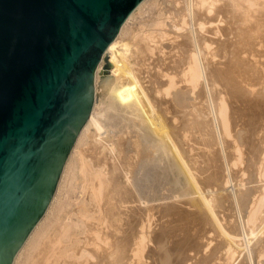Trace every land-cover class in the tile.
<instances>
[{"label": "bare ground", "instance_id": "1", "mask_svg": "<svg viewBox=\"0 0 264 264\" xmlns=\"http://www.w3.org/2000/svg\"><path fill=\"white\" fill-rule=\"evenodd\" d=\"M148 2L151 1L142 0L137 9L130 12L114 41L107 45L101 55L96 67L89 113L76 135L75 144L71 146L55 187L56 192L60 177L71 167L69 187L77 185L82 195L71 211L76 223L72 225L68 218L65 223L54 222L41 228L39 220L11 264H16L23 254L26 255L24 264H142L141 261L147 256L144 253L148 240L152 236L149 233L154 217L151 214V201L154 202L156 198L149 200L152 199L151 193L155 195V190H151L146 180H141L155 166L163 167L162 171L166 170L167 175H171L170 182L177 187L173 192L175 199L200 194L205 201L187 199L189 203H186L203 216V220L209 224V234L213 236L205 237L204 243L199 242L194 246L193 257L187 258L182 254L178 255L182 257L180 260L185 257L190 264H264V229L256 224L258 214L264 217V134L260 135L264 130L257 127L261 133L257 134V131L256 134L260 135L262 141L255 147L251 146L250 150L249 145L245 144L246 150L243 145L244 142L248 143V139L247 142L243 141L244 138L240 139L234 118L238 100H244L246 96L254 101L264 99V61H259L264 58L261 52L264 50V0H185L184 5L176 9L175 2L162 6L159 11L166 16L165 22L158 13L157 17L163 24L161 22L160 27V22H155L156 18L154 22L158 23L155 26L161 35L167 27V35L171 33L174 37L167 53L151 49L147 22L146 27L141 24L142 27L135 28L128 35L122 34L135 13ZM152 6L154 9L158 7L156 3ZM209 33L216 39L204 36ZM106 55L116 57L112 67L108 66L112 68L111 78L105 82L104 76L98 82V71L103 67ZM149 55L155 58L154 62L161 64L159 68L166 77L165 82L159 83L156 76H151L145 62ZM259 55L263 58L251 60ZM152 77L157 82H153ZM240 108L244 109L242 106ZM262 124L260 128L264 126ZM253 129L256 130L255 127ZM190 130L197 132L202 138L201 144L208 148L209 152L204 148L203 163L207 168H213L218 163V171L205 177L199 174L206 172L195 168L197 161L191 159L182 142L188 133L195 135ZM188 141L190 143L191 139ZM68 157L69 161L66 162ZM72 158L75 159L71 163ZM142 182L148 186L147 190L150 188L151 193L142 189ZM248 184H255V187L247 188ZM53 197L54 194L50 201ZM126 205L135 207L126 208ZM165 205L161 204V207ZM172 205L170 202L169 207ZM155 208L153 211L156 212L158 208ZM227 211L230 213L225 214ZM201 223L204 228L206 224L203 226L204 222ZM218 228L226 238H217L220 236ZM110 229H118L119 232L121 229L122 233L116 236L117 231L113 235ZM36 234L38 236L33 239ZM250 241L251 244L254 242L253 246ZM242 252L244 254L240 258Z\"/></svg>", "mask_w": 264, "mask_h": 264}, {"label": "water", "instance_id": "2", "mask_svg": "<svg viewBox=\"0 0 264 264\" xmlns=\"http://www.w3.org/2000/svg\"><path fill=\"white\" fill-rule=\"evenodd\" d=\"M142 0H0V264L45 212L97 63Z\"/></svg>", "mask_w": 264, "mask_h": 264}, {"label": "rangeland", "instance_id": "3", "mask_svg": "<svg viewBox=\"0 0 264 264\" xmlns=\"http://www.w3.org/2000/svg\"><path fill=\"white\" fill-rule=\"evenodd\" d=\"M151 2H148L147 3V5H145V7L144 8H142L141 10H139V11H137V12H139V13H135V15H134V17H132V19L129 21V23L127 24V27L125 26L124 27V30H123V32H122V34L123 35H128L132 30H135V28L137 29V28H139V27H142L141 26V24L143 25V26H145V24L147 25V23H148V25H147V27L146 28H148L149 29V31H148V35L147 36H149V33L151 34L150 35V37L148 38V40L150 41L149 43L152 45V50L154 49V51H159V53H167L168 51H170V45L172 46V42H173V39H174V37H173V35L171 34V33H169L168 35H167V33L166 32H168V29H166L165 28V31H162V35L160 34L161 32H160V30H158L159 28H157L156 26H157V24L155 23V22H160V20H159V18L157 17L158 15H159V17H160V14H161V20L163 21V22H165L164 20H165V15H163V13L161 12V11H159L161 8H162V6H169L170 5V3L172 2H175V4H174V8L176 9V7L177 8H179L180 7V5L181 6H183L184 4V1L185 0H154V2L152 1V0H150ZM163 1V2H162ZM166 1L168 2V3H166ZM156 3L157 4V6L159 7H157L156 9H157V11H156V9H154L153 8V6H152V4L153 3ZM149 3H150V5H149ZM183 4V5H182ZM151 8V9H150ZM141 11V12H140ZM154 12H155V14H154ZM161 12V13H160ZM157 13H158V15H157ZM138 14V15H137ZM152 16H154V17H152ZM164 16V17H163ZM157 20H159V21H157ZM152 19H153V22H152ZM156 20V21H155ZM144 21V22H143ZM155 21V22H154ZM161 21V22H162ZM147 22V23H146ZM161 22H160V24H158V25H160V27L162 26V24H163V22H162V24H161ZM139 23V24H138ZM144 23V24H143ZM156 25V26H155ZM221 25V24H220ZM156 28H155V27ZM155 29H154V28ZM207 27H209V26H207ZM212 27H214V25H212ZM211 26H210V28H212ZM153 28V29H152ZM150 29H152V31L154 32H152V31H150ZM155 30H156V32H155ZM137 31V30H136ZM152 32V33H151ZM165 32V33H164ZM169 32H171V30L169 31ZM125 33V34H124ZM159 35H158V34ZM153 34V35H152ZM166 34V35H165ZM163 36V37H162ZM204 36L206 37V38H209V39H216V36H214V35H212V34H204ZM158 37H160V38H158ZM161 38H164V39H161ZM170 39V40H169ZM154 40V41H153ZM176 40V39H175ZM178 40V39H177ZM158 43V44H157ZM158 46H157V45ZM153 45H154V47H153ZM156 46V47H155ZM162 46V47H161ZM168 46H169V48H168ZM161 48H163V49H161ZM212 48H213V46H212ZM211 48V49H212ZM161 49V50H160ZM167 49V50H166ZM257 49H259V47L257 48ZM262 48H260V50H261ZM260 50H258V51H260ZM163 51V52H162ZM261 52H263L264 53V50H262ZM262 53V55L264 56V54ZM261 55V54H260ZM259 55V57H256V58H252L251 60H253V61H257V60H259V59H261V58H263V56L261 57ZM109 57H107V55H106V57L107 58H104V62L102 63L103 64V67L101 66L100 67V69H99V71H98V82H100L101 81V79L102 78H104V76H106V80H105V82H108V80H109V78H111V71H110V69L112 70V68H110V67H108L109 65H113L114 64V62H115V59H116V57H114V56H112V55H108ZM116 56V55H115ZM150 56V55H149ZM149 56H148V58H146V67H148V70H150L151 71V73H152V75L151 76H153V77H155L157 80H158V82L159 83H161V82H165V79H166V77H163V75H162V73H161V70H160V66H161V64H159V62L157 61V62H154V59L155 58H153L152 56H150L151 58H149ZM113 57V58H112ZM261 57V58H260ZM110 58V59H109ZM257 58H259V59H257ZM107 59V60H106ZM106 60V61H105ZM109 61H110V63H109ZM111 61H113V62H111ZM150 61H152V63L150 62ZM259 61H264V58H263V60H259ZM100 64H101V62H100ZM101 64V65H102ZM112 65H111V67H112ZM155 65H156V67H155ZM157 68V69H156ZM153 69V70H152ZM159 69V70H158ZM260 70H262V68L260 67ZM260 70H258V71H260ZM159 71V72H158ZM154 72V73H153ZM157 72V73H156ZM262 72H263V74H264V70H262ZM261 72V73H262ZM152 77V78H153ZM263 77H264V75H263ZM159 78V79H158ZM161 78V79H160ZM156 79H154L153 78V82L155 81V82H157V80ZM163 79V80H162ZM160 80V81H159ZM162 80V81H161ZM179 87L181 86L180 84L178 85ZM177 86V87H178ZM256 88H253L252 90H255ZM245 98H247V99H245ZM260 98H262L261 96H260ZM252 98H249L248 99V97L246 96V97H244V100H243V98L242 99H240V101L238 100V103L236 104V106H238V107H236L235 106V113H234V118H235V120H236V131L238 132V135H239V137H240V139L242 138V140H243V138H244V140L243 141H246L247 142V139H248V143H245L244 142V145H243V148H246V147H244V146H246L245 144H247V145H249V150H250V148H251V146H253V147H255V146H257L258 144H259V142L260 141H262V138L260 139V135L261 136H263L262 134H264V132H262L261 133V131H258V128H259V130H264V126H261L262 128H260L259 127V125H261V123H263L262 125H264V99H262L261 101H258V100H256V101H254V99L253 100H251ZM244 101V102H243ZM248 104H247V103ZM262 102V103H261ZM254 103V104H253ZM246 104H247V106H246ZM240 106H242L244 109H242V108H240ZM253 106H255L254 108H253ZM248 107V108H247ZM256 108H258V109H256ZM253 109V110H252ZM256 109V110H255ZM262 110V111H260V110ZM241 110V111H240ZM250 110H251V112H250ZM240 111V112H239ZM255 111H259V113L262 115H260L258 112H255ZM241 112H244V114H242ZM254 113V114H253ZM258 113V114H257ZM243 115H244V117H243ZM246 115V116H245ZM247 116L250 118V121L251 122H249V118H248V120H246L247 119ZM252 116H253V118H252ZM240 117V118H239ZM255 117V118H254ZM262 117H263V120H262ZM238 118V119H237ZM258 118V119H257ZM259 118H261L260 119V121H257L256 122V120H259ZM252 119V120H251ZM253 119H254V121H253ZM245 120H246V122L247 123H245ZM262 120V121H261ZM237 121H238V123H237ZM258 122H261V123H258ZM174 123V122H173ZM244 123H245V125H244ZM253 123V124H252ZM256 123V124H255ZM258 123V124H257ZM176 124H177V121H176ZM175 123H174V125H176ZM247 124H249V127H247L248 125ZM242 125V126H241ZM252 127H251V126ZM256 125H258V126H256ZM239 126V127H238ZM238 127V128H237ZM241 127V128H240ZM245 127V128H244ZM253 127H255V129L256 130H254L253 129ZM258 127V128H257ZM244 128V129H243ZM249 128V129H248ZM252 128V131H250V129ZM240 129V130H239ZM243 129V130H242ZM246 129V130H245ZM262 130V131H263ZM191 131V133H194L195 135H197V136H192L193 134H190V133H186L185 135H186V137L188 136V137H190V136H192V138H189L188 139V137L186 138V140L185 139H182V142H183V144H185V145H183L184 146V149L185 150H187L186 152L188 153V155L189 156H191L190 158L191 159H193L194 161H197L196 162V164H195V168L196 169H198L200 172H206L204 175H203V173L201 174V173H199L200 175H202L203 177H205V176H208V175H210L212 172H214V171H218V168H219V164L218 163H215L214 165H213V168H207V166H206V164L205 163H203V161H204V154H203V152H205L206 150L205 149H207V151L206 152H209L208 151V148L206 147H204V145L203 144H201L202 143V138L200 137V135L197 133V132H195L194 130H190ZM193 131V132H192ZM257 131H258V133H257ZM259 132L261 133L260 135H257V134H259ZM257 133V134H256ZM242 134V135H241ZM245 134H246V137H248V138H246L245 137ZM251 134V135H250ZM253 134V135H252ZM198 135H199V137H198ZM250 135V136H249ZM255 135H257V136H255ZM244 136V137H243ZM251 136H254V137H251ZM256 137V138H255ZM257 137H258V139H257ZM198 138H200V139H198ZM246 138V139H245ZM254 138V139H253ZM190 140L191 139V141H190V143H189V141L188 140ZM193 139V140H192ZM260 139V140H259ZM184 140V141H183ZM197 140V141H196ZM199 140H201V141H199ZM253 143H252V142ZM257 141H258V143H257ZM185 142V143H184ZM186 142H188L187 144H186ZM197 142L198 143H200V144H197ZM255 142V143H254ZM257 143V144H256ZM75 144V143H74ZM189 145V146H188ZM203 145V146H202ZM186 146V147H185ZM190 147V148H189ZM205 148V149H204ZM248 148H246V150L248 149ZM190 150V151H189ZM203 150V151H202ZM205 150V151H204ZM209 150H211V149H209ZM203 155H202V154ZM76 156V155H75ZM200 156H202V157H200ZM74 159L75 158H72V161H70L71 163L74 161ZM69 161V157H68V160L66 161V162H68ZM66 165V164H65ZM157 168V170L155 171V169ZM160 168H161V171H160ZM160 168H158L157 166H155V169L154 168H152L151 170L149 169V171H147L146 173V175L148 176H146V177H144V178H142V180L141 181H143V179H144V182H145V180H146V184L148 183V185H151V186H149L150 188H151V190H155L154 192H155V195H154V193H151V190H150V188L147 190V187H146V185H143V183L144 182H142L141 183V185L140 186H142V189L144 188V190L145 191H147V193L148 192H150L149 194L152 196V199L150 198L151 196L149 195V194H147L148 196H150V197H147V199H149V200H153L154 198H156V199H154V202L153 201H151V203H153V204H151V207H152V212H151V214H152V223H151V226H150V229H149V233H150V235H152L151 236V241H153V242H151L150 240H148V243H147V247H146V253H144V254H146L147 256L145 257V258H143V260L141 261V263L142 264H182L181 262L184 260V262H183V264H190L189 262H187L186 261V259L188 258V256H190V257H193V255H194V253L195 252H193L194 250H193V248H194V246H197L198 244H199V242H203L204 243V241L203 240H205V237H212L213 235L212 234H209V228H207V227H209V226H207V222H206V220L204 221L203 219L204 218H202L203 216L197 211L196 212V209H193L194 207H189V206H191V204H188L189 202L187 201V199L189 200V199H193V200H200V201H202V203H204L205 201L203 200V196L201 197V195L200 194H195V195H191L190 197H188V198H180V199H175L174 198V194H173V192H175L176 191V189H177V187H174L175 185H174V182H170L171 181V175L169 174V176L167 175L168 174V172L166 171V170H164V171H162V168L163 167H160ZM64 169H65V167H64ZM159 169V170H158ZM67 171H65L64 172V176H61L60 177V180H59V183H58V185H59V187H57V189H56V192H55V190H54V197H53V199H52V201H50L49 202V204H48V206H47V208H46V212H44L43 213V215H42V217H41V223H40V227L41 228H45V227H48L49 225H52L54 222H58V223H65V222H67V219L69 218V220H70V222L69 223H71V222H73L72 223V225L73 224H75L76 223V217L73 215L72 216V212L71 211H73L74 209H75V205L76 204H78V202H79V200H81L82 199V195L80 194V191H79V188H78V186L76 185V186H73L72 188H70L69 187V184H70V181H71V179H72V176L71 175H69L68 176V174H70L71 173V167L68 169H66ZM153 170V171H152ZM64 171V170H63ZM161 172V174L159 173V172ZM152 172V173H151ZM156 172V173H155ZM163 172V173H162ZM164 172H166V173H164ZM66 173V174H65ZM149 173V174H148ZM151 173V174H150ZM158 173H159V175L160 176H158ZM62 174H63V172H62ZM155 174V175H154ZM157 174V175H156ZM164 174V175H163ZM154 176V178H156V179H154L153 178V176ZM164 177L165 175V177H168L169 178V181H168V179L166 180L165 179V177L163 178L162 176ZM151 176V177H150ZM202 176H200V177H202ZM160 177V178H159ZM162 177V178H161ZM149 178V179H148ZM153 178V180H151V179ZM158 179V180H157ZM164 179H165V182H164ZM147 180H149V182L147 181ZM153 181L152 183H153V185L151 184V181ZM157 180V181H156ZM159 181V182H158ZM162 181V182H161ZM155 182V183H154ZM168 182V183H167ZM170 182V183H169ZM144 183V184H145ZM157 183V184H156ZM173 183V184H172ZM163 184V185H162ZM167 184H168V186L170 185H173L172 186V188L169 186H167ZM219 183H217L216 185H218ZM160 185V186H159ZM165 185V190H163V186ZM249 185V186H248ZM246 187L247 188H251V187H255L254 185L255 184H248ZM146 188H145V187ZM162 186V187H161ZM167 186V187H166ZM170 188V189H169ZM176 188V189H175ZM161 189H162V191H161ZM167 189V190H166ZM171 189H172V191H171ZM175 189V190H174ZM144 190H142V191H144ZM150 190V191H149ZM174 190V191H173ZM152 191V192H153ZM165 191V192H164ZM168 191V192H167ZM167 192V193H166ZM172 192V193H171ZM162 193V194H161ZM170 195H169V194ZM153 194V195H152ZM157 194V195H156ZM171 194H173V196L171 195ZM155 196V197H154ZM157 196V197H156ZM160 196V197H159ZM220 196V195H219ZM81 197V198H80ZM164 197H168V199L166 198V200H164ZM174 199H173V198ZM161 198H163V199H161ZM170 198V199H169ZM156 200V201H155ZM161 200H163V201H161ZM87 201V200H86ZM160 201V202H159ZM165 201V202H164ZM186 201L188 202V203H186ZM74 202H76V203H74ZM169 202V203H168ZM170 202H171V204H173L172 206H170L172 209H174V210H171V209H169L170 207H169V205H170ZM174 202V203H173ZM71 203H72V205H71ZM87 203V202H86ZM87 204H89V203H87ZM86 204V205H87ZM161 204H162V206L164 205V204H166L164 207H161ZM174 204H175V206H174ZM206 204V203H205ZM205 204H203V205H205ZM153 205V206H152ZM127 207L126 208H134L135 207V205H126ZM131 206V207H130ZM137 206V205H136ZM156 208H158V209H156ZM174 206V207H173ZM207 206V205H206ZM205 206V207H206ZM157 210L156 212L155 211H153L154 210V208ZM161 207V208H160ZM165 207H168L167 209L165 208ZM180 207V208H179ZM163 208V211L161 210ZM161 211H160V210ZM177 210H179V211H177ZM194 210H195V212H194ZM166 211V212H165ZM168 211H170L169 213H168ZM175 211V212H174ZM176 211L178 212V214H179V212H180V215H178L177 213H176ZM174 212V213H173ZM210 212V211H209ZM163 213V214H162ZM166 213H167V215H166ZM176 213V214H175ZM197 213V214H196ZM228 214V213H230L229 211H227V212H225V214ZM73 214H75V213H73ZM199 214H200V216H199ZM262 214V213H261ZM160 215V216H159ZM166 216V217H165ZM169 216V217H168ZM199 216V217H198ZM263 216H264V214H263ZM160 217V218H159ZM168 217V218H167ZM179 217V218H178ZM194 217V218H193ZM260 220H258V218H256V224H257V226H259L260 228H263L264 229V217L262 218V215L260 216V214H258V216H257ZM170 218V219H169ZM62 219V220H61ZM66 219V220H65ZM123 219H126L125 217H123ZM178 219V220H177ZM195 219V220H194ZM212 219H213V217H212ZM56 220H58V221H56ZM74 220H75V222H74ZM194 220V221H193ZM196 220H197V222H196ZM200 220H202L204 223H203V226H204V228L202 227V221H200ZM232 220V219H231ZM170 221V222H169ZM173 221V222H172ZM190 221H191V223H190ZM200 221V222H199ZM213 221H215V220H213ZM263 221V222H262ZM176 224H175V223ZM193 222V223H192ZM259 222H260V224L261 225H259ZM174 223V224H173ZM173 224V225H172ZM201 224V225H200ZM215 224H216V222H215ZM175 225V226H174ZM191 225V226H190ZM209 225V224H208ZM170 226V227H169ZM190 226V227H189ZM238 226H239V223H238ZM262 226V227H261ZM173 227V228H172ZM202 227V228H201ZM240 227V226H239ZM160 228V229H159ZM123 229V228H122ZM111 230H113V232H111ZM120 230V232L122 231L121 229H119ZM204 230V231H203ZM218 230H219V232H220V236H218L217 238L219 239V240H221L222 238H226L224 235H221V230L218 228ZM239 230H240V228H239ZM114 231L116 232V236H119L118 234H120L121 235V233L118 231V229H110V232L113 234V235H115L114 234ZM197 231V232H196ZM201 231L203 232V234H201ZM119 232V233H118ZM148 233V232H147ZM148 233V234H149ZM211 233V232H210ZM38 234V233H37ZM35 235L34 237H32L33 239L34 238H36L38 235ZM196 234V235H195ZM223 234V233H222ZM193 235V238L191 237L190 238V236H192ZM212 235V236H211ZM156 236V237H155ZM153 237V238H152ZM155 237V238H154ZM204 238V239H202V238ZM80 238L82 239L83 238V235L82 236H80ZM157 238H158V240H157ZM188 238V239H187ZM189 238H190V240H189ZM211 239H213V238H211ZM202 240V241H201ZM154 241L156 242H158L157 244L155 243L154 244ZM253 241V240H252ZM252 241H250V244L252 243ZM191 242V244H189ZM190 246H189V245ZM197 244V245H196ZM253 244H254V242H253ZM253 244H251V246H253ZM212 245H213V242H212ZM192 247V248H191ZM190 249V250H189ZM150 250H151V252H150ZM170 253H169V252ZM181 251H183V252H181ZM188 252V253H187ZM165 253V255L163 256V254ZM167 253V254H166ZM180 253V254H179ZM186 253V254H185ZM131 255H132V253H130ZM130 254H128L129 256H130ZM151 254V255H150ZM174 254V255H173ZM182 254H184L183 256H185V255H187V256H185V257H187L186 259H185V257L183 258V259H181L180 260V258H182L181 256H182ZM244 254V252H242V254H240V258H242V255ZM168 255V256H167ZM178 255H181V256H179L178 257ZM161 256H163V257H161ZM178 257V261L180 262V263H178V261L177 262H175L176 260H177V257ZM160 257L163 259V260H161L160 259ZM169 258H172V260L171 259H169ZM174 259V260H173ZM25 260H26V255L25 254H23L17 261H16V264H24L25 263ZM161 260V261H160ZM166 260V261H165ZM168 260H171V261H173V263L171 262V261H168ZM167 261H168V263H167ZM164 262V263H163ZM175 262V263H174ZM185 262H187V263H185Z\"/></svg>", "mask_w": 264, "mask_h": 264}]
</instances>
